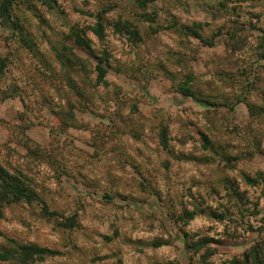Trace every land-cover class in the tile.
I'll return each mask as SVG.
<instances>
[{
	"label": "rangeland",
	"instance_id": "1",
	"mask_svg": "<svg viewBox=\"0 0 264 264\" xmlns=\"http://www.w3.org/2000/svg\"><path fill=\"white\" fill-rule=\"evenodd\" d=\"M4 2L0 191L15 177L25 198L2 208L0 257L36 245L49 252L31 264L242 263L264 240V182L246 180L264 175V117L252 114L264 108V0H154L144 11L131 0H13L20 33ZM100 7L103 38L90 27ZM126 20L132 31L116 28ZM73 27L86 30L91 54L73 44ZM72 51L89 70L108 69L109 85L88 91L93 107L48 75L60 70L57 53ZM184 84L234 107H206ZM184 210L198 214L169 217ZM184 238L210 241L195 250Z\"/></svg>",
	"mask_w": 264,
	"mask_h": 264
},
{
	"label": "trees",
	"instance_id": "2",
	"mask_svg": "<svg viewBox=\"0 0 264 264\" xmlns=\"http://www.w3.org/2000/svg\"><path fill=\"white\" fill-rule=\"evenodd\" d=\"M56 2V0H53ZM112 1V0H110ZM133 2V6L138 9L140 8V10L144 11L148 6L150 2H153L154 0H131ZM3 13H4V18H8L9 22L11 24H13L14 28L16 30H18V32H22V30H20V24L16 22V20L12 17L13 13L12 10H14V3L13 0H5L4 4H3ZM101 7L98 9L97 12V22L95 25L90 26L92 31L94 32V34H96L98 37L103 38L105 36V24H104V16L103 13H105V7L102 8ZM134 13V12H133ZM144 13V12H143ZM144 17H149V20H151V15H149L148 13L143 14ZM117 29H123L126 31H132L131 29V25H130V21L126 20V21H122L120 22V24L116 25ZM138 33V32H136ZM69 37H73L74 39V45H77L78 47H82L84 49V51L89 52L91 54L92 51V46L90 43V39H88L87 37V33L86 30L84 29H78L73 27L72 31L69 35ZM71 38H68V36L66 37L64 36H60L59 38V44L62 45V47L64 49H67L69 52L72 49L71 46V50L70 48H68V45H65L67 43V40H71ZM22 39L24 40L25 44L29 45L32 47V43L30 40L27 39V37L24 35L22 36ZM54 48H57V46L53 45ZM59 59L60 60V70H58L57 68L54 67H50L49 68V77L52 78H59V74L60 76L66 81L68 87L70 88V90L72 89L77 96L82 97L83 99L86 98V103H90V105H92L93 107V102L92 100L89 98V93L88 91H91L92 94H97L98 92V88H101L103 85L107 86L109 85V83L106 81L105 76L107 75L108 69L104 68L101 65H97L94 66V69L89 70L87 63H82V58L79 57L77 54L74 53V51H72L71 53L67 54H63L61 52L57 53ZM67 55V56H65ZM94 55V54H93ZM106 59V57L104 58ZM103 60V59H102ZM7 61L6 59H0V76L4 74V72L6 71V65ZM97 71V78L96 80L91 78L92 72L93 71ZM61 72V73H60ZM74 73V75H73ZM46 74V73H45ZM80 75L79 78H77L76 76ZM17 91V90H16ZM195 88L188 86V84H184L181 86V92L183 93L184 96H188L191 97L192 99L196 100L197 102L203 104L206 107H211L215 110L226 107L229 110L232 109L234 107V103L233 105L231 104L232 101L229 103L226 101H218V100H211L209 98H206L204 96H201L199 93L195 92ZM88 96V97H87ZM51 96H43L42 99L40 100L41 102H43L44 104L49 103V100L51 99ZM217 99V98H215ZM245 98L242 96H239L237 101H244ZM218 101V102H217ZM238 103V102H237ZM67 106H69V113H71L70 116H72V119L74 118V104L71 101H68ZM83 106L86 108L85 104H83ZM64 107L60 108V110H63ZM90 111H94V108H91ZM258 113H254L252 111L253 115H261L262 117H264V108L259 109ZM67 125V124H66ZM204 139V143L205 145H209L211 143V140H209V138L206 136L205 133H201ZM137 136V135H136ZM139 137V136H138ZM163 144H167V128L163 129ZM254 147H252L253 153H255V151H262V140L260 139V137H255L254 136ZM249 153L251 155L252 152L249 151ZM190 156V155H189ZM12 179L9 180L8 182H5L6 184H4L3 186L8 187L9 189L7 190H2L0 191V216L2 213V208L4 205L6 204H10L13 202H16L18 200L24 199L25 198V194L22 190H20V187H18V185L16 184V186L14 185L15 182H17V180L15 179V177H11ZM16 180V181H15ZM246 180L248 182L251 183H255L254 185H256L257 183L260 182H264V175L262 173L259 174V178L258 180H256L255 178H251L249 176L246 177ZM262 180V181H261ZM13 190V191H12ZM261 197L264 198V188L261 191ZM238 202H241V204L243 205L246 201H248L247 199H244L242 195H238ZM249 202V201H248ZM198 214V212L196 210H184L181 213H177L175 211L170 212L169 213V217L174 218L176 223L179 222V220H184L185 218L187 219H193L196 215ZM217 217V216H216ZM220 218V216L218 217ZM264 231V226L263 228H260V232ZM187 236V234H186ZM185 239V244H186V248L188 249H199V248H203L205 246H207V244L209 243V239L210 238H200L198 241H194L195 243L193 244H189L187 243L186 238ZM263 241H259L257 240L254 244H252L250 246V249L246 251L245 255H244V259L243 262H238L237 264H260L261 263V259H260V254H264V249H263ZM21 250L23 254H18L19 257L16 256V253H11V252H7V254H10L11 257L9 258H4V257H0L3 258V260H11L16 264V261L18 264H31L33 263V259L32 256L33 254H40V253H44V252H49L47 249L44 248H40L38 246H22ZM16 252V251H14ZM251 257L253 258V263L251 262Z\"/></svg>",
	"mask_w": 264,
	"mask_h": 264
}]
</instances>
